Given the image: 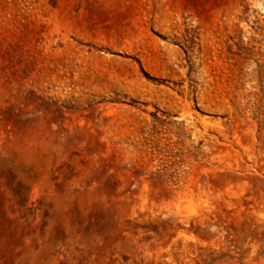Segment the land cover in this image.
<instances>
[{
	"label": "rangeland",
	"instance_id": "obj_1",
	"mask_svg": "<svg viewBox=\"0 0 264 264\" xmlns=\"http://www.w3.org/2000/svg\"><path fill=\"white\" fill-rule=\"evenodd\" d=\"M0 264H264V0H0Z\"/></svg>",
	"mask_w": 264,
	"mask_h": 264
}]
</instances>
